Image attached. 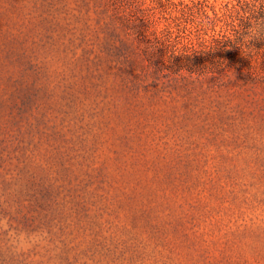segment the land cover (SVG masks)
<instances>
[{"label": "rangeland", "instance_id": "obj_1", "mask_svg": "<svg viewBox=\"0 0 264 264\" xmlns=\"http://www.w3.org/2000/svg\"><path fill=\"white\" fill-rule=\"evenodd\" d=\"M0 264H264V0H0Z\"/></svg>", "mask_w": 264, "mask_h": 264}, {"label": "trees", "instance_id": "obj_2", "mask_svg": "<svg viewBox=\"0 0 264 264\" xmlns=\"http://www.w3.org/2000/svg\"><path fill=\"white\" fill-rule=\"evenodd\" d=\"M211 50L203 56L199 51L192 45L185 44L184 49L181 52L173 50L170 58L173 61L172 66L177 71H186L189 73H202L205 69L209 68L213 70H223L229 67L228 65L223 66V63L219 60H215L214 52ZM200 53V55H198ZM157 63L161 62V58L155 60Z\"/></svg>", "mask_w": 264, "mask_h": 264}]
</instances>
